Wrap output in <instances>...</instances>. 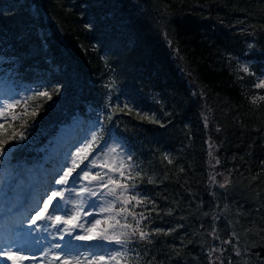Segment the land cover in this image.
<instances>
[{
    "label": "trees",
    "instance_id": "trees-1",
    "mask_svg": "<svg viewBox=\"0 0 264 264\" xmlns=\"http://www.w3.org/2000/svg\"><path fill=\"white\" fill-rule=\"evenodd\" d=\"M0 76L33 85L26 97L61 86L34 124L15 122L27 139L3 167L50 165L40 148L79 112L140 172L100 171L137 184L148 217L119 264H264V0H0ZM99 185L84 187L119 209ZM101 214L91 235L115 224Z\"/></svg>",
    "mask_w": 264,
    "mask_h": 264
},
{
    "label": "snow or ice",
    "instance_id": "snow-or-ice-1",
    "mask_svg": "<svg viewBox=\"0 0 264 264\" xmlns=\"http://www.w3.org/2000/svg\"><path fill=\"white\" fill-rule=\"evenodd\" d=\"M91 28V24L88 25ZM41 46L43 47L46 44V37H40ZM244 72H248V67L244 66L242 69ZM259 82L255 85L257 88H264V79L258 78ZM50 90H41L37 88L34 92V95H30L23 99H12L11 102L4 103L3 100H0V145L5 143L4 137H9L11 140L15 141V145L13 147L2 148L0 147V156L8 158L11 156V153L14 151L15 147L21 145V142L27 139V128H24L23 131L17 132L16 127L13 125L15 122L19 121V126L23 127L27 124L28 116L31 115L33 118V124L35 123V117L38 114V109L43 107L44 103L51 101L53 95H59L61 86H48ZM40 100V102L33 103V101ZM256 97L253 98V102H256ZM260 100H264V96L259 97ZM128 107V105H125ZM20 108V111L17 112L16 109ZM132 109L129 108V111ZM139 114V113H138ZM5 125L8 127L6 128ZM31 126V125H30ZM11 129V131H9ZM97 137L93 136L91 141L86 143L83 148L76 152L74 157H68L67 159L71 160V167H67L66 171L60 172V179H56L52 181L53 184L58 185H67L69 184V178L71 177V184L73 186L80 183L81 178L89 183L94 181L100 182L101 188H106L107 195H111L115 198V201L120 204L119 209H116V203L108 202L107 207H103L100 209L101 212H109L112 215L107 217L109 220H115V224L110 225V230H104V232L99 235H75L72 233L76 231L77 227L83 228L82 224H75L72 227H67V225L72 223V214L66 209V205L69 202L71 196L79 195V194H87L89 197L95 196H103V192L93 191L88 187H81L80 193H76L75 187L70 189L61 188L59 190L53 189L50 191V194L46 196V199H41L39 197H34L32 205L26 212L22 215V218L16 220V237H8L5 236L3 239H0V257H6L7 260L12 261V264H24L25 261H39L40 257L35 254L33 251H29L25 248L24 245L20 243V238H24L25 242L30 246V248H35L39 246V238L33 236V232L39 231V227L35 228H24V224L27 220H30L31 225H38L40 221H51V227H57V234L52 235V239H59L63 241V243H54L51 244L46 251H43L44 257H49V254L52 253L53 249H60L61 251L53 254V259L48 260V264H54L55 261H60V264H84L87 261V264H112V262H116L119 264V258H123L125 253L117 250L115 254L108 253V261H105L104 256L93 257L92 260L88 259V256L83 252H80V248L82 245L74 244V240H108L114 241L115 244L120 245L122 248L126 247L130 242L132 237H136L139 240H148L151 233L145 232L140 228V223L142 220H147L148 217L144 215L143 212L136 213L135 208L137 206H141L143 201L138 199L139 192L136 191L137 184L135 183H120L117 184V180L114 179L111 175H108V172H104L101 174L97 172L95 175H90L91 168L97 165L96 160L89 161L88 164L85 165L84 169H81L79 173L73 176V172L77 168L80 167V163L83 162L81 159V153H87L89 149H92L93 144H95ZM212 145H209L211 148ZM211 155V152H209ZM111 156L112 163L115 167H110L109 171H114L119 174L120 177L125 178L127 180H134L136 177L140 176L139 171L133 170L135 166L131 163H126L125 158L117 151L116 147H111L108 149V153L104 157L103 167L108 166V157ZM167 158V157H165ZM84 159H87V155L84 156ZM127 161H131V155H127ZM169 163L171 161L169 160ZM216 163H219V160H216ZM63 168L64 165H61ZM105 176H107V180H105ZM213 181L215 177H212ZM151 182V181H149ZM109 185H113V187H109ZM224 187L225 185H220ZM119 189V194L117 192ZM48 192L46 188L44 190ZM69 192V198L65 197V192ZM131 193V195H129ZM55 201V203H53ZM149 203H154L153 201H149ZM127 205H131L129 208ZM51 207L52 211L49 213V208ZM93 207H95V201H93ZM28 211H35V215L29 217L27 215ZM57 212H64L68 217L67 219H61L59 215H56ZM78 215V212H77ZM86 215H91V213H86ZM119 217V219H117ZM131 217L132 220L135 221V225L128 222V218ZM123 221V223L121 222ZM64 224L66 227L59 228L58 225ZM90 227L85 228L84 231L90 232L92 229L96 228L101 224L99 219L89 222ZM45 231L49 225H45ZM128 231H118L125 230ZM159 231V230H157ZM65 234H67L68 239L65 240ZM121 237H124L123 239ZM150 242V241H149ZM230 243L231 241H227ZM103 247V246H101ZM93 249L89 248V254ZM215 251V249H213ZM75 253V254H74ZM239 254V253H238ZM63 257V259H62Z\"/></svg>",
    "mask_w": 264,
    "mask_h": 264
},
{
    "label": "rangeland",
    "instance_id": "rangeland-1",
    "mask_svg": "<svg viewBox=\"0 0 264 264\" xmlns=\"http://www.w3.org/2000/svg\"><path fill=\"white\" fill-rule=\"evenodd\" d=\"M0 78H2V81L5 79V76H0ZM32 86L26 88L22 83L16 84L15 82H7L6 85L5 82H2L0 83V100H3L4 103H8L11 102L12 99H22L26 97L31 90H33ZM57 132L58 133L55 138V135L50 138V144L45 147L43 145L40 148L41 152H49V156L53 158V164L51 167H47L45 163L40 162V160L33 162L31 165L27 164L21 166L20 168H14L7 165L3 167L4 164L0 162V168L3 167L0 169V202L5 204L0 205V239H3L5 236L12 238L16 237L17 225L15 222L16 220L22 218V215L30 208L34 197L46 199V196L49 195L50 191L53 189H70L72 187H75L76 193H80L81 187L85 186L86 181L82 178L80 183L75 186L71 184V177L69 178V184L67 185L53 184L52 181L60 179V172L66 171L67 167H71V160L67 159L68 157H74L76 152L83 148L86 143L90 142L93 136L98 137V122L77 112L74 113L68 124L60 126ZM61 132H64L65 136L66 134L69 136L70 133H73V136L70 139L62 141L63 143L60 144L57 139ZM13 144H11L10 147H12ZM98 144L99 142H97L96 139L92 149H89L87 153H81V159L83 162L80 163V167L72 174L73 176L79 173L81 169H84L85 165L88 164L89 161L94 159L96 160L97 165L101 166L92 167L90 175H95L97 172L102 171L104 169L102 166L104 164V157L108 153V149L116 147L118 150L120 147L119 142L115 140V138L110 139L105 145L101 144L98 146ZM85 155H87V159H84ZM0 160H2V156H0ZM108 163L112 167H115L112 163L111 156L108 157ZM61 165H64V167L62 168ZM117 175L118 173H115L113 177H117ZM34 187L38 188L37 191ZM46 188L48 189V192L44 191ZM92 190L96 191V188L93 187ZM38 191H40V193H37ZM65 197L69 198V192H65ZM95 197L96 198L93 197L88 199V197L84 198L82 194L70 197L69 202L66 205V209L72 214L73 219L72 223L67 225V227L70 228L77 223L83 225V228H76V231L72 233L73 236L91 235L93 229L87 233L84 229L90 227V221H94L102 217L100 211L101 205L98 202V197ZM93 201H95V207H93ZM53 203H55V201ZM48 211L51 213V207ZM86 213H91V215H86ZM27 215L29 217L34 216L35 211H28ZM56 215H59L62 220L68 218L64 212H57ZM51 224V221H40L38 222V225L34 226L31 225L30 220L25 222V229L39 227V231L33 232V236L39 238L40 242L39 246L35 248H30L27 243H22L25 242L24 238H20V243L29 251H33L35 254L38 253V256L41 257V259L35 262H31L32 260L25 261L27 263L24 264H48V260L53 259V254L61 251L60 249H53L52 253L49 254V257L43 256V251H46L51 244L63 243V241H60L58 238H51L52 235L57 234V227H51ZM45 225H49L47 231H45ZM58 227L64 228L66 226L64 224H60ZM67 239L68 236L65 234V240ZM75 241H86V243L77 245H82L80 252L86 251L84 254L89 256V260H92L94 256H104L105 261H108V253L115 254L116 250L121 248L120 245L112 244L113 250H111V246L107 244H92L89 242L91 240H74V244L77 243ZM90 247L93 249L91 254H89ZM0 264H12V261L7 260L6 257H0ZM112 264H116V262H112Z\"/></svg>",
    "mask_w": 264,
    "mask_h": 264
},
{
    "label": "bare ground",
    "instance_id": "bare-ground-1",
    "mask_svg": "<svg viewBox=\"0 0 264 264\" xmlns=\"http://www.w3.org/2000/svg\"><path fill=\"white\" fill-rule=\"evenodd\" d=\"M73 136V133H70L69 134V136L66 134V136L64 135V132H61L60 134H59V137H58V142L60 143V144H62L63 142L62 141H65L66 139H70L71 137ZM64 137V138H63ZM34 189L37 191V187H34ZM37 193H40V191H38ZM31 201V200H30ZM30 203V202H29ZM83 253H86V251L85 252H83ZM85 255H87V254H85ZM88 256V255H87ZM89 257V256H88ZM87 263V261H85L84 262V264H86Z\"/></svg>",
    "mask_w": 264,
    "mask_h": 264
}]
</instances>
